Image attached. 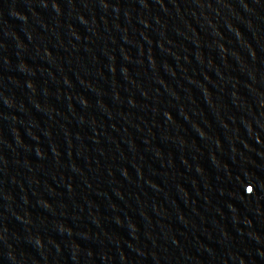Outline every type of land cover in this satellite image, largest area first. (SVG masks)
I'll use <instances>...</instances> for the list:
<instances>
[{
  "label": "water",
  "instance_id": "water-1",
  "mask_svg": "<svg viewBox=\"0 0 264 264\" xmlns=\"http://www.w3.org/2000/svg\"><path fill=\"white\" fill-rule=\"evenodd\" d=\"M0 264H264V0H0Z\"/></svg>",
  "mask_w": 264,
  "mask_h": 264
}]
</instances>
